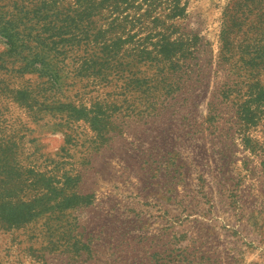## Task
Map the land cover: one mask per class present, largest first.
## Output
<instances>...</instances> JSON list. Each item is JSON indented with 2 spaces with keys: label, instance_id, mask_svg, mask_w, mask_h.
Here are the masks:
<instances>
[{
  "label": "rangeland",
  "instance_id": "obj_1",
  "mask_svg": "<svg viewBox=\"0 0 264 264\" xmlns=\"http://www.w3.org/2000/svg\"><path fill=\"white\" fill-rule=\"evenodd\" d=\"M83 1L107 29L112 6ZM234 1L187 0L205 66L174 92L101 48L23 72L0 35V264H264V22L217 68Z\"/></svg>",
  "mask_w": 264,
  "mask_h": 264
},
{
  "label": "trees",
  "instance_id": "obj_2",
  "mask_svg": "<svg viewBox=\"0 0 264 264\" xmlns=\"http://www.w3.org/2000/svg\"><path fill=\"white\" fill-rule=\"evenodd\" d=\"M65 2H70L71 6L63 7ZM82 2L5 0L1 4L0 35L5 39L8 51L20 63V71L38 72L41 76L58 79L61 76L55 64L58 55L68 57L69 51L75 49L92 51L94 56L95 49L101 48L102 53L112 52L113 60H119L121 52H125L124 55L130 53L127 65L137 62L154 67L157 84H163L167 91H175L177 77L182 78L197 69H200L199 78H202L205 64H201L200 54L206 43L196 33L181 32L177 24L178 19L186 16L187 0H101L102 5L112 6V19L108 21V28H101L96 35L92 33V21L98 14L95 4L91 1L92 6L83 9ZM130 9H135V13L128 12ZM251 14L255 15L252 22ZM227 16L229 25L222 28L217 68L224 63L226 51H232L233 32L245 24L249 26L247 32L262 29L264 0H235ZM110 32L114 34L112 39L107 37ZM92 56L80 53L77 62L91 66L95 61ZM18 93L22 94V101L30 94L23 90ZM74 110L77 113L83 111L77 107Z\"/></svg>",
  "mask_w": 264,
  "mask_h": 264
}]
</instances>
